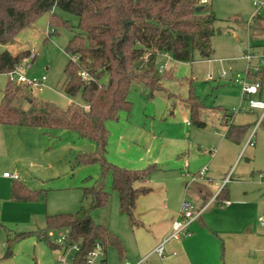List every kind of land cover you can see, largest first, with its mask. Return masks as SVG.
Wrapping results in <instances>:
<instances>
[{
	"label": "rangeland",
	"instance_id": "374dc122",
	"mask_svg": "<svg viewBox=\"0 0 264 264\" xmlns=\"http://www.w3.org/2000/svg\"><path fill=\"white\" fill-rule=\"evenodd\" d=\"M203 5L213 10L217 18L214 34L210 39L213 48L211 58L200 59L195 53L193 61L181 62L160 54L157 57V67L160 69L159 73L163 74L160 81L162 88L151 93L143 83H132L128 92L130 111L120 112L117 119L105 122L108 130L106 160L130 170L151 168L146 182L134 183L137 188H150L136 202L133 212L136 224L131 226L127 215L120 213L118 195L111 187L110 174L102 176L100 165L96 162L74 164L76 153H92L96 150L93 141L66 129H47V134L36 140V137L33 136L32 139L24 132L25 128L14 125L17 131L4 133L6 140L14 136L9 145L14 153L9 148L6 157L0 148V167L7 163L5 168L0 169L17 173L19 180L38 192L39 196L17 204V209L7 212L3 220L0 202V224L3 223L8 232L12 234L43 228L47 215L75 213L82 207L86 208L90 199L83 196V188L100 182L110 196L105 205L91 210L92 220L108 227L118 237L122 245V256L119 257L114 246L110 245L105 250L102 249L103 254L89 264H101L102 258H105L104 264H133L139 259L145 260L141 264H162L161 258L147 248L158 236L156 227L171 209L170 207L164 211L162 207L159 198L162 189L171 192L180 174L193 180L196 174L194 171L207 168L204 164L209 158L207 148L214 138L209 131L216 130L212 126L217 124L215 107L221 106L229 110L236 121L245 122L251 116L241 87L232 83V80L243 79L246 84L260 81V98L257 94L251 98L264 101V33L254 28L257 22L264 19V0H206ZM52 12L66 21L67 25L60 23L52 26L50 13L44 12L21 29L11 41L0 44V52L6 50L16 54L28 48L35 53V58L29 62V68H21L19 71L30 78L45 75V86L38 90L16 81L11 83L21 88L20 94H31L37 101L51 102L60 108H65L70 103L86 107L80 93L70 98L62 88L64 68L71 58V54L64 49L67 41L78 32V17L57 7ZM247 53L256 57L247 61ZM247 71L249 74L245 76ZM8 81L7 74L0 73V100ZM190 91L199 95L208 107L205 109V112H209L208 115L203 116L207 122L206 128L197 127L190 122V114L184 104ZM28 107L27 103L22 104L23 109ZM201 110L202 108L200 113ZM37 164L40 166H36ZM256 164L264 169V161H256ZM255 176L258 182L264 184L263 175L260 176L255 171ZM11 181L12 178L0 179V185L6 182L10 184ZM179 185L183 187V182ZM262 188L264 189V185ZM256 200L259 201L260 212L255 218V227L261 230L258 217H264V195L256 197ZM182 201L195 206L187 197H183ZM66 233L64 229L51 230L49 239L53 242ZM188 235L190 234L185 236ZM30 237L24 242L21 252L23 257H19L25 264H59L61 250ZM160 240L157 237L154 243L157 244ZM37 242L44 248L37 247ZM14 247L16 248L13 243L8 251ZM71 254H67L64 264H72ZM261 255L264 257V245L262 253L257 256ZM221 256H225L224 249ZM260 258L259 263L264 264V258Z\"/></svg>",
	"mask_w": 264,
	"mask_h": 264
},
{
	"label": "trees",
	"instance_id": "16d2710c",
	"mask_svg": "<svg viewBox=\"0 0 264 264\" xmlns=\"http://www.w3.org/2000/svg\"><path fill=\"white\" fill-rule=\"evenodd\" d=\"M203 4L202 0H0V44L11 41L44 12L50 13L52 26L67 25L52 12L54 7L78 17V32L67 41L64 49L71 58L64 68L62 88L70 98L80 93L86 104L83 107L70 103L60 108L51 102L37 101L31 94H20L21 88L8 81L0 100V124L39 127L44 134L47 129H66L93 141L96 150L76 153L74 164L96 162L102 176L110 174L120 213L127 215L133 226L136 200L150 191L149 187L137 188L134 183L146 181L151 168L130 170L109 163L105 158L108 144L105 122L117 119L120 112L130 111L128 92L132 83H143L151 93L162 88L163 74L157 67L160 54L181 62L193 61L195 53L200 59L211 58L210 39L217 18L213 10ZM28 53L29 50L16 54L6 50L0 52V73L13 70ZM81 72L87 74L86 79L81 77ZM23 103L29 107L23 109ZM184 104L189 110L190 122L203 127L200 109L205 105L199 95L190 91ZM246 128L247 125L230 122L225 135L238 141ZM38 196V192L18 178L13 179L10 188L13 201H28ZM83 196L90 199L86 208L75 213L47 215L45 227L20 232L14 238L33 236L53 249L62 250L55 240L50 241L49 231L64 229L68 233V244L76 243L79 247L72 264H84L96 243L103 250L114 246L121 257L122 245L118 237L108 227L95 223L91 216L93 208L107 203L109 192L99 182L83 188ZM101 261L104 263L105 258Z\"/></svg>",
	"mask_w": 264,
	"mask_h": 264
},
{
	"label": "crops",
	"instance_id": "0c3cea01",
	"mask_svg": "<svg viewBox=\"0 0 264 264\" xmlns=\"http://www.w3.org/2000/svg\"><path fill=\"white\" fill-rule=\"evenodd\" d=\"M263 20L261 19L257 22L254 27L261 33H264ZM254 21L256 22V20ZM25 50H28V48ZM235 80H232V83L240 86ZM261 86L262 83L260 82L258 91L250 96L255 97L257 94L258 98H260ZM207 108V106H204L200 113V119L204 122V126L201 128L207 127V122L203 117L209 113L205 112ZM214 109L217 111L214 116L217 124L212 126L216 130L209 131L214 138L209 143L210 147L207 148L209 158H207L208 162L204 163L207 166L205 176L189 180L180 174L177 178L178 182L172 186L171 192L164 188L159 197L162 207L165 209L164 211L169 210L170 207L171 209L156 227L157 237L161 238V240L157 244L154 243L155 240L157 241L156 237L147 248L150 249L149 252L151 251V253L161 258L162 264H258V258L261 257V260L264 258L262 255L257 256L262 253L264 245V224L260 223V217H258V221L262 229L255 227V218L260 212L259 201L256 200V197L264 195V189L262 188L264 184L258 182L257 175L255 176V171L259 172L260 176L264 172V169L259 167L261 165L256 164V161H264V115L255 128L254 145L245 146V142L256 124L260 113L259 110L248 109L251 116L247 121L242 122L236 121L229 110L221 106H217ZM230 122L233 125H247L246 130L238 141H233L225 135L227 124ZM14 127L16 126L0 124V148L3 149L6 157L9 148L11 153H14L9 146L14 136L6 140L4 139V133L5 131L9 133L17 131V128ZM20 127L22 129L25 128L24 132H27L32 139L33 136L36 137V140L44 137V132L41 131L42 128L34 126ZM2 160L5 163L3 158ZM5 165H1L2 167L0 168H5ZM36 166L40 165L37 164ZM1 170L3 169H0V172ZM3 172L7 171L3 170L0 173V179H10V177L3 176ZM17 178L19 179L18 175ZM224 180H227V182L222 185ZM12 182L13 179L10 184L6 182L0 185L1 220L10 210L15 211L17 204L23 203L13 201L10 198ZM180 182H183V187L182 185L180 187ZM183 197L189 198L195 204V207L198 208L211 198H215L214 201L204 208L200 216L188 226L190 235H180L178 238L169 239L164 244L162 256H159L153 250L171 232L172 220L176 216L177 210H179ZM223 200H228L229 203L222 205ZM2 224H0V263L10 264L13 261V264H25L19 257H23L21 252L28 237L19 239L14 237L20 232L27 231H16L11 234L4 228L5 225ZM11 238L13 239L8 241ZM29 238L31 237L29 236ZM13 243L16 248L14 247V249L8 251ZM28 245L31 246V243ZM36 245L39 248L43 247L39 242ZM222 249L225 252L224 258L221 256ZM4 250L5 252H3ZM100 262L104 264L101 259ZM143 262H145L144 259L141 263Z\"/></svg>",
	"mask_w": 264,
	"mask_h": 264
},
{
	"label": "built area",
	"instance_id": "2783aa9c",
	"mask_svg": "<svg viewBox=\"0 0 264 264\" xmlns=\"http://www.w3.org/2000/svg\"><path fill=\"white\" fill-rule=\"evenodd\" d=\"M203 3H206V0H202ZM35 53H33L32 51H29L27 57L18 65L16 66L13 70L7 72V76H8V80L10 82H14L16 81L17 83H21L29 88H35L38 90H41L44 87V82L46 80V76L45 75H41L39 77H27L25 75V73L20 72L19 70H21V68L27 69L29 68V62H31L34 58H35ZM256 56L254 54L251 53H247L245 55V59L247 61L251 60L252 58H255ZM262 57H264V54L262 55ZM255 70L257 71L258 68H255ZM249 71L246 72L245 76H248ZM81 77L86 79L87 78V74L85 72H81L80 73ZM236 82H238L241 86V90L243 92V95L245 96L246 100H247V109L249 110H259V116L257 117L256 120V124L255 126L252 128L251 134L249 135L247 141L245 142V146H252L254 145V134H255V128L258 126V124L260 123L263 115H264V101L263 100H255L251 98V94H254L258 91V88L260 87V81H254L251 84H246L245 81L242 80H235ZM245 108V107H244ZM233 115V114H232ZM206 167L202 168L200 170H198L196 172V174L193 176V180L197 177H203L206 174ZM263 173H261V175H263ZM3 176L5 177H10L12 179H17V174L15 173H8V172H3ZM227 182V180L223 181L222 185H225V183ZM214 198H211L207 203H205L204 205H202L201 207H195L193 204L187 202V201H182L177 213V217L175 220H173L172 222V227H171V232L165 236L162 240V242H160L155 249L153 250V252L157 253L159 256H162L163 252H164V244L172 238H178L181 234L183 235H187L189 234L188 232V226L195 220L197 219L200 214L202 213V211L204 210V208L212 201H214ZM229 201L228 200H223L222 201V205L224 204H228ZM260 223L264 224V217L260 218ZM56 244L60 245L62 247L61 253L58 257V263L59 264H64L65 260H66V256L67 254H71L73 252V254H71V262L74 259V253L79 249L78 245L76 243H72V244H68V233L63 234L59 237H57L55 239ZM70 247V248H69ZM69 250V251H67ZM102 253V247L99 243H96L95 246L93 247L92 250H90L85 258L84 263L85 264H89L91 263L94 259L98 258L99 256H101ZM143 261V259H139L137 260L135 263L133 264H139ZM125 264H132L129 262H126ZM261 264V263H258Z\"/></svg>",
	"mask_w": 264,
	"mask_h": 264
},
{
	"label": "water",
	"instance_id": "95a60500",
	"mask_svg": "<svg viewBox=\"0 0 264 264\" xmlns=\"http://www.w3.org/2000/svg\"><path fill=\"white\" fill-rule=\"evenodd\" d=\"M198 9V8H197Z\"/></svg>",
	"mask_w": 264,
	"mask_h": 264
}]
</instances>
